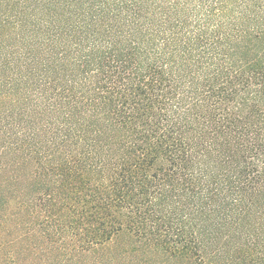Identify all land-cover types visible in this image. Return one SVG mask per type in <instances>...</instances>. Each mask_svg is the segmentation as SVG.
Returning <instances> with one entry per match:
<instances>
[{
    "label": "trees",
    "instance_id": "1",
    "mask_svg": "<svg viewBox=\"0 0 264 264\" xmlns=\"http://www.w3.org/2000/svg\"><path fill=\"white\" fill-rule=\"evenodd\" d=\"M0 264H264V0H0Z\"/></svg>",
    "mask_w": 264,
    "mask_h": 264
},
{
    "label": "rangeland",
    "instance_id": "2",
    "mask_svg": "<svg viewBox=\"0 0 264 264\" xmlns=\"http://www.w3.org/2000/svg\"><path fill=\"white\" fill-rule=\"evenodd\" d=\"M123 241H121V243H122Z\"/></svg>",
    "mask_w": 264,
    "mask_h": 264
}]
</instances>
